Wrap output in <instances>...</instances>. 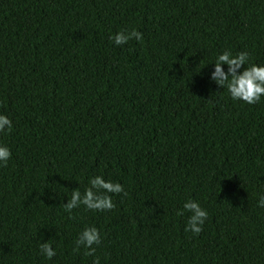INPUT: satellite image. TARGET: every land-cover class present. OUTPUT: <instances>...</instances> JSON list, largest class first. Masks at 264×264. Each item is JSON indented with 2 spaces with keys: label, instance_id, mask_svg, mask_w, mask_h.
Segmentation results:
<instances>
[{
  "label": "trees",
  "instance_id": "1",
  "mask_svg": "<svg viewBox=\"0 0 264 264\" xmlns=\"http://www.w3.org/2000/svg\"><path fill=\"white\" fill-rule=\"evenodd\" d=\"M226 50L264 66V0H0V264H264V96L212 80ZM96 176L127 195L66 212Z\"/></svg>",
  "mask_w": 264,
  "mask_h": 264
},
{
  "label": "clouds",
  "instance_id": "2",
  "mask_svg": "<svg viewBox=\"0 0 264 264\" xmlns=\"http://www.w3.org/2000/svg\"><path fill=\"white\" fill-rule=\"evenodd\" d=\"M142 33L133 29L130 32L121 31L118 32L111 39L116 45L127 44L130 40H142ZM250 57L247 52H240L233 56L231 51H224L217 57L215 65V72L212 74V80L222 89L226 88L233 100L242 101L246 104L253 105L260 101L264 96V66H257L252 64L245 67L242 72L240 69L245 66ZM222 65L228 66L227 74L222 69ZM5 129L12 130V122L4 115H0V132ZM11 158V152L7 147L0 146V165L7 166L8 160ZM89 187L86 188L83 195L80 190L72 191L71 199L67 204H63V208L66 212L71 214L73 209H76L83 205L86 210L91 211H111L116 205L113 203L111 194L124 193V189L121 184L106 182L101 176H96L89 181ZM258 207L264 208V196L260 197ZM191 213L186 232H191L194 235H199L203 228L205 221L208 218L206 210L192 200H188L184 203L183 209L177 212L178 216L184 215V212ZM71 218V216H70ZM101 243V235L95 227L85 228L75 240V247L73 251L79 253L81 248L84 249L85 256H94L96 253V247ZM41 253L51 260L56 252L52 248L50 241L48 243L40 244ZM93 264H100L99 258H96Z\"/></svg>",
  "mask_w": 264,
  "mask_h": 264
}]
</instances>
